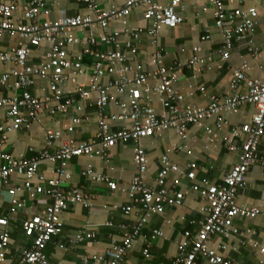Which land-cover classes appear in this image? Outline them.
I'll list each match as a JSON object with an SVG mask.
<instances>
[{"label":"built area","instance_id":"1","mask_svg":"<svg viewBox=\"0 0 264 264\" xmlns=\"http://www.w3.org/2000/svg\"><path fill=\"white\" fill-rule=\"evenodd\" d=\"M79 1L86 3L85 13L51 18L48 0H28L22 4L19 0H0V38L4 35L19 38L16 45L0 50V62L13 64L0 75V90H20V93L0 97V192L7 187L11 202L8 213L0 210V264H8L16 216L25 207V199L20 196L23 191L32 199L43 194L51 200L40 212L22 221L24 233L32 238V242L22 250L17 264H69L64 260L53 262L47 246L63 232L64 211L73 204L93 207L95 195L77 186L65 187L72 178L68 162L81 155L107 160L114 146L129 141L134 143L136 172L122 188L132 199L122 206V210L125 214L135 212V222L121 238L112 237L103 252L87 253L79 264H125L127 252L152 215L165 214L168 207L181 206L189 191L199 193L204 199L200 208L203 218L197 231L184 229L176 236L174 264H241L214 246L212 239L215 235L230 238L233 234L248 236L256 233L254 229L236 226L234 219L238 216L253 218L261 212L259 206H240L237 194L246 185L252 164L259 163L264 169V153L260 149L264 137V80L248 75L250 64L244 61L232 68L227 93L211 95L206 105H183L186 94L177 86L183 70L190 68L199 73L213 56L202 54V47L196 44L192 56L170 65L165 62L163 49L159 48L152 54L156 68L147 70L139 61L140 49L135 42L142 29L128 27L133 9L142 6L143 19L149 23L147 33L152 44H157L163 27L172 28L184 21L185 17L179 12L182 0H125L121 6L112 4L104 8L98 7L96 0ZM207 1L213 7L215 25L222 37L219 50L222 60L231 57L236 43L247 47L254 57L260 56V49L254 45L258 8L253 5L229 8L225 0ZM19 9L21 14L17 15ZM203 9L207 10V6ZM117 22H122L124 28L110 29ZM200 38L212 40L210 30L207 29ZM44 43L49 45L47 53L39 61H32L34 49ZM87 56L92 58L88 70ZM38 78L47 80V90L34 94L31 86ZM151 79H157V82L153 84ZM243 83L247 85L245 92L240 91ZM198 89L205 92L206 87L201 85ZM153 96L164 107L163 112L152 104ZM92 98L97 108L94 137L77 139L71 136L51 151L50 147L61 139L63 132L46 128L45 146L31 148L36 151L33 156L16 155L6 150L11 132L31 128L44 113L68 116L67 128L74 132L87 117L86 101ZM246 103L255 107L251 120L230 126L227 113L237 111ZM113 106L119 111L110 112ZM72 109L75 112L72 113ZM208 120L215 125H207ZM190 125L204 128L210 143L228 150L236 151L238 140L242 139L239 161L221 182L216 183L208 177L196 180L199 169L196 161L187 163L181 170L165 153L161 156V167L155 180L149 181L150 158L142 139L173 129L186 140ZM227 127L230 130L222 135L220 131ZM182 147L175 145L173 149ZM45 162L55 165L52 176L42 170ZM171 172L185 174L192 181L191 186L178 188L179 179L168 182L167 176ZM82 174L93 182L106 183L111 190L119 188L115 180L92 164L86 165ZM13 175L21 176L22 182L9 185ZM107 223L112 224L111 221ZM163 235L162 229L154 228L151 240ZM95 237V230L82 227L67 243L60 242L58 248L68 250L75 243ZM151 240L146 242L143 250L146 257L151 256ZM254 245L264 253L263 245L258 242ZM221 247L226 250L228 244L222 242Z\"/></svg>","mask_w":264,"mask_h":264},{"label":"crops","instance_id":"2","mask_svg":"<svg viewBox=\"0 0 264 264\" xmlns=\"http://www.w3.org/2000/svg\"><path fill=\"white\" fill-rule=\"evenodd\" d=\"M28 0H19L22 4ZM125 0H96L98 7L104 8L112 4L123 5ZM229 8L256 6L259 10L258 24L254 34V45L260 49V56L254 57L249 49L241 44H235L228 60H222L220 48L222 37L219 33L213 14V7L207 0H182L179 12L185 17L184 21L172 28L163 27L159 32V41L152 44L147 33L149 23L143 19V7L138 6L133 9L128 27L136 29L140 27L142 32L135 40L140 49L139 61L143 63L147 70H154L157 66L152 58L156 49L162 48L164 59L167 64H174L178 59H187L192 56L194 46L199 44L202 47L201 53L212 55L213 60L209 61L203 71L195 73L190 68H185L182 76L177 82V86L186 94L183 105L193 103L206 105L213 94L223 95L229 91V84L232 76V68L247 61L250 69L247 74L264 80V0H225ZM51 9L50 17L57 18L62 15H76L87 11L86 3L79 0H48ZM207 6V10L203 7ZM21 9V8H20ZM17 15L21 14V10ZM123 29L122 22L113 23L110 29ZM209 29L212 40H201L200 36ZM125 33V32H124ZM123 33V37L125 34ZM79 35L82 32H78ZM18 37L4 35L0 38V50L16 45ZM79 48V46H76ZM49 45L44 43L36 47L31 57L32 61H39L48 51ZM92 63V58L87 56L85 64L87 70ZM12 63L0 62V75L9 70ZM107 77H112L108 75ZM108 79V78H107ZM157 79H151V83H156ZM205 86V92H201L198 86ZM47 90V80L37 79L35 85L31 86L34 94H41ZM241 92L247 91V85L243 83ZM20 93V90L1 89L0 97ZM94 99L86 101L85 111L87 117L75 129L70 132L67 128L69 124L68 116L51 115L44 113L41 120L34 123L31 128H21L9 134L6 150L13 154H23L27 157L33 156L36 151L31 148L45 146L46 128L59 129L63 132L61 139L56 140L50 150L53 151L60 145L61 141L68 137L77 139H90L97 132V108ZM152 104L159 112L165 109L156 96H153ZM110 112H118L119 109L113 106ZM255 111L252 104H243L237 111L228 112L227 118L230 126L241 125L249 122ZM75 112L72 109V113ZM1 121H4L2 118ZM209 126H214L212 120L206 122ZM229 127L224 128L220 133L226 134ZM242 139L238 140L236 151L228 150L208 141L205 129L195 125L189 126V138H181L173 129L162 131L159 135L148 136L142 139V144L150 158L149 181L155 180L160 167L161 156L168 153L171 160L177 163L181 170L185 169L187 163L196 161L199 164L196 180L208 177L212 182L219 183L229 170L239 161L241 154ZM175 145H183L182 149H173ZM186 145V146H185ZM134 143L132 141L120 142L111 149L108 159L100 156L81 155L72 158L68 162V167L72 173L70 181L65 183V187L77 186L85 192L95 195L93 207H85L81 204H73L62 214L63 232L56 236L47 246V253L53 262L64 260L69 264H79L82 257L87 253L103 252L110 243L112 237L121 238L123 234L131 228L135 222V212L125 214L122 206L131 202V197L122 190L131 181L136 172V165L133 158ZM260 149L264 153V137L261 140ZM92 164L98 171L108 175L118 183L117 190H111L104 182H93L82 174L84 167ZM55 165L43 163L41 168L48 176H52ZM168 182L179 179L178 188L187 189L192 181L182 174V172H171L167 176ZM22 182V177L13 175L9 185H18ZM25 199V207L17 213V221L14 224L12 242L9 247L8 264L19 262L22 250L29 247L32 238L25 235L22 221L32 214L40 212L51 200L48 195L40 194L32 199L26 191L20 193ZM237 202L240 206H259L261 212L253 217L238 216L234 219L236 226L240 228H251L256 231L255 235L241 236L233 234L230 238L215 235L212 244L226 255L234 258L241 264H264V253L254 243L264 246V169L259 163L250 166L247 172V183L238 190ZM204 199L194 191H189L183 204L178 207H168L165 214L152 215L149 223L144 227L133 247L127 252L125 264H174L177 253L175 243L176 236L184 229L192 232L198 230L203 218L200 210ZM10 195L5 187L0 192V210L4 214L10 208ZM170 219V221H168ZM111 221L112 224L107 222ZM82 227H89L95 230L96 237L71 245L68 250L58 248L60 242L67 243L72 236ZM154 228L164 231L163 236H158L151 240V233ZM151 240V256L146 257L143 250L146 242ZM222 242L228 244V248L223 250Z\"/></svg>","mask_w":264,"mask_h":264}]
</instances>
